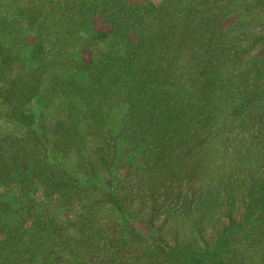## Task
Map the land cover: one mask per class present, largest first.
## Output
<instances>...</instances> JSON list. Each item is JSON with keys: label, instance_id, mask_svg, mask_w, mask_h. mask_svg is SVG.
Segmentation results:
<instances>
[{"label": "rangeland", "instance_id": "obj_1", "mask_svg": "<svg viewBox=\"0 0 264 264\" xmlns=\"http://www.w3.org/2000/svg\"><path fill=\"white\" fill-rule=\"evenodd\" d=\"M158 11L203 55L158 63L173 74L151 83L173 93L116 113L131 51L117 27ZM263 36L261 0H0V264H264V212L248 211L264 209V96L218 99ZM170 138L183 142L150 167Z\"/></svg>", "mask_w": 264, "mask_h": 264}, {"label": "trees", "instance_id": "obj_2", "mask_svg": "<svg viewBox=\"0 0 264 264\" xmlns=\"http://www.w3.org/2000/svg\"><path fill=\"white\" fill-rule=\"evenodd\" d=\"M183 3L186 4V1H184ZM261 3L263 4L264 0H261ZM153 14L155 16L150 15L153 16L150 20H153L154 17H157L155 24H150L149 20L145 21V19H143L145 18L143 17V15H137V17L135 18L132 17L127 19L124 24L121 25V27H117V30L115 32L117 35V38L115 40L121 41L122 48L123 46H127V44H131L129 57L126 58V56L122 54L123 57L118 59H126L128 60V63L125 68H122L120 76L118 78V80L123 79L122 82L124 83V88L126 89L125 93H123V96H126V102L123 106L118 105V107L115 108L114 111H116V113L122 111L124 112L129 108L136 109L138 107L145 106V102H151L153 101V98L161 96L162 92L164 93V89L169 90L170 93H173V87L165 86L163 90H161V92L159 91V88H161V86H157L151 83L160 81V79H156V76H159L162 79V77L165 78L166 76H170L171 74H173L170 70H164L163 72L155 73L154 68H156V65L158 63L165 65V63L167 62L166 65L168 64V68H185L187 67V65H184V63L190 60L199 59L201 55H203L200 54V52L205 48L204 41L194 40L192 32H178L175 29V26L168 25L169 23L166 22V20L168 19L169 14L167 12H163L161 14L158 11L157 14ZM77 29H79V27ZM129 37H136V40L134 42H131L129 41ZM260 41L262 43V46L259 50H254V48L256 47V44H254L249 46L247 50L241 51L244 52L245 57L250 55V53L252 52L251 50L255 51V55L252 56L248 61L241 60L240 68L246 69L240 74V84L233 82L234 85L231 86L230 90L226 88V84H223V82L219 84V86L223 88L220 95L218 94L220 97L218 98L220 101H218L221 102L222 106H224L225 93L230 92L233 97L238 98V93L241 92V88H244L245 86L247 95L256 96L259 93L264 96V78L259 86L257 83H254L256 81H251L254 74L259 69H263L264 71V36ZM217 43V46L214 45V42L208 43L205 51H207V53L209 51H213L214 53H223V51H221V45L219 44V42ZM230 52H228L225 57H228ZM235 87H237L236 90ZM115 88L116 82L114 85V89ZM127 97H129V99L131 100L128 101ZM153 106H157V104H153ZM146 108L147 107H145V109ZM71 111H74V108H72ZM261 127L263 130L258 133L260 134L259 138L263 139L264 127ZM184 128L185 127H183L182 130ZM182 130L178 132L179 136H187L185 133H182ZM181 142L183 141L180 140L174 143V139L170 138L166 141V143L163 144V146L161 145L159 148L156 147L155 152L149 154L148 164L150 165V167L154 168L155 166L158 167L163 165L168 156V153L171 151V148L174 145L180 144ZM185 147L186 143H182L180 148L183 149ZM259 200L262 199L260 197L252 199L249 203L248 211L251 212L253 210V207L259 206L261 208V213L264 212L263 205L256 204L259 202ZM174 201L175 200H173L172 203ZM111 216L112 215H110V217ZM190 220V218L182 219L183 222L187 223H190ZM175 221V225H178L180 223L179 220ZM118 232L121 231L115 229L114 226V233L112 232L113 235L118 234ZM177 232V237L179 236V241H176L177 244H185V247L187 249H192L196 246L197 240L193 236L184 239L185 234L178 231V229ZM220 235V230H215L214 237L211 238V240H213L215 244H217L219 242ZM119 237H121V234L116 235V239H119ZM162 242L164 244H167V239L163 238ZM166 249L168 252L172 250V246L167 247ZM165 256L166 255L163 254V256L161 257L164 258ZM152 258L154 259V264H159V259H162L159 258L155 260L154 257ZM216 264L228 263L220 261Z\"/></svg>", "mask_w": 264, "mask_h": 264}]
</instances>
